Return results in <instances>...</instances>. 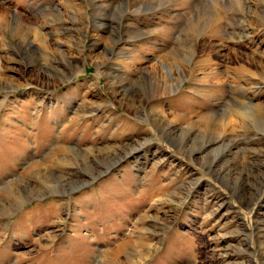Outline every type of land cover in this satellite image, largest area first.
<instances>
[{
	"label": "rangeland",
	"instance_id": "obj_1",
	"mask_svg": "<svg viewBox=\"0 0 264 264\" xmlns=\"http://www.w3.org/2000/svg\"><path fill=\"white\" fill-rule=\"evenodd\" d=\"M0 264H264V0H0Z\"/></svg>",
	"mask_w": 264,
	"mask_h": 264
},
{
	"label": "bare ground",
	"instance_id": "obj_2",
	"mask_svg": "<svg viewBox=\"0 0 264 264\" xmlns=\"http://www.w3.org/2000/svg\"><path fill=\"white\" fill-rule=\"evenodd\" d=\"M17 27H18V25H17ZM172 76H174L173 73H172ZM165 85H166V88H167V85H168V84L166 83ZM171 86H172V84H171ZM171 86H170V87H171ZM164 88H165V86H164ZM145 198L147 199V196H145Z\"/></svg>",
	"mask_w": 264,
	"mask_h": 264
}]
</instances>
